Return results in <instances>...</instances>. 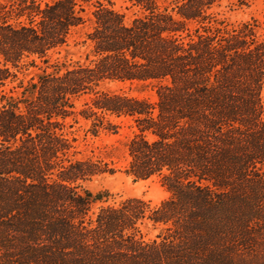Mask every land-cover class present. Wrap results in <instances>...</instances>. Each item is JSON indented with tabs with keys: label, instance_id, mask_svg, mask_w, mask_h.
Returning <instances> with one entry per match:
<instances>
[{
	"label": "trees",
	"instance_id": "1",
	"mask_svg": "<svg viewBox=\"0 0 264 264\" xmlns=\"http://www.w3.org/2000/svg\"><path fill=\"white\" fill-rule=\"evenodd\" d=\"M219 1L131 0V19L113 0L0 2V264H264V37ZM88 9L84 60L55 57ZM26 60L45 66L10 86ZM76 114L93 134L130 118L125 171L169 196L84 188L115 168L77 156Z\"/></svg>",
	"mask_w": 264,
	"mask_h": 264
},
{
	"label": "rangeland",
	"instance_id": "2",
	"mask_svg": "<svg viewBox=\"0 0 264 264\" xmlns=\"http://www.w3.org/2000/svg\"><path fill=\"white\" fill-rule=\"evenodd\" d=\"M9 0H0L5 3ZM43 5L53 0H39ZM114 8L126 13L127 18L131 19L136 14V9L132 7L131 0H113ZM217 18L230 25H239L244 22L255 23L259 35L264 37V0H220L214 7ZM85 23L78 26L69 41V45L55 57H60L62 61L72 63L77 60L83 61L87 46L83 43L86 32L92 26V14L88 9L85 13ZM45 65L39 63L38 66L28 65L27 60L13 68L16 74L10 86H18L20 83H27L35 74L41 71ZM106 88L114 91H126L133 94H141V88L130 83H109ZM18 90H20L18 88ZM153 92H145L153 98ZM84 99L77 102L78 110L83 108ZM264 119V112H263ZM119 124L117 132H110L101 129L98 133L91 132V121L85 119L82 115L76 114L66 120L65 132L74 144L77 156L103 159L115 168L113 173H105L93 177L83 183V187L93 193L100 191H109L112 195L108 202H119L130 197H141L149 201L153 206H158L169 196V192L161 184L159 178L135 179L133 175L126 173L128 165V143L135 135L136 129L130 118H114ZM101 203L94 205L97 210ZM148 237L154 238L158 230L147 228Z\"/></svg>",
	"mask_w": 264,
	"mask_h": 264
}]
</instances>
